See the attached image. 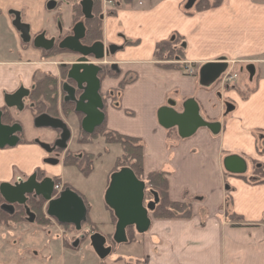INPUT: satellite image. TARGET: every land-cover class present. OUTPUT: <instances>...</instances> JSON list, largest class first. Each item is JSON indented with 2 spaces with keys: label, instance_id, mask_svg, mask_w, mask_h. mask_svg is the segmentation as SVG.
I'll return each mask as SVG.
<instances>
[{
  "label": "crops",
  "instance_id": "0c3cea01",
  "mask_svg": "<svg viewBox=\"0 0 264 264\" xmlns=\"http://www.w3.org/2000/svg\"><path fill=\"white\" fill-rule=\"evenodd\" d=\"M46 1L41 0L44 8ZM16 2L0 0V107L6 94L21 87L30 89L35 71L44 65L41 50L22 47L13 26L15 10L22 23H38L34 1L11 11ZM107 6L102 42L106 48H116L106 61L117 65L119 77L104 78L101 91L110 94L124 79L129 82L106 108L107 129L141 139L144 173L166 172L169 199L192 206L190 219L151 220L150 229L138 241L141 264H264V184L256 177V171L264 167L257 140V134L264 133V77L246 99L235 90L224 91L222 76L211 83L200 77L201 68L209 63L223 62L227 72L232 70V61L243 64L264 57V2L226 0L218 8L192 16L182 8V0H133L131 7ZM22 9L28 23L22 20ZM51 28L48 23V31L38 27L30 34L58 37ZM173 35L185 41V63L194 66L192 75L165 69L154 59L156 44ZM59 64L48 63L54 66V76L60 75ZM189 99L198 103L204 120L220 125L217 134L199 129L191 138L172 139L176 128L166 130L158 124L160 108L175 102L180 111ZM227 104L234 111L228 113ZM5 155L9 159L21 156L22 161L2 160L13 170V177L7 180L6 173H0V184L26 180L37 169L66 181L62 165L44 164L47 156L36 144L4 148L0 161ZM231 156L244 161V173L225 169L224 162ZM230 215L235 217L231 220ZM90 220L96 223L92 215Z\"/></svg>",
  "mask_w": 264,
  "mask_h": 264
},
{
  "label": "water",
  "instance_id": "95a60500",
  "mask_svg": "<svg viewBox=\"0 0 264 264\" xmlns=\"http://www.w3.org/2000/svg\"><path fill=\"white\" fill-rule=\"evenodd\" d=\"M196 1L188 0L186 9H191ZM80 6L84 19H90L92 17L93 1L82 0ZM54 7V2H49L47 5L49 9ZM14 15V28L21 34L23 42L29 43L31 40L29 26L21 22L18 13H14ZM71 31L72 34L60 42L59 48L79 56L77 62L71 66L67 77L83 93L78 100H75V89L73 87L65 84L63 91L67 95L65 99L74 101L76 112L84 116L81 123L83 132L92 135L96 129L102 126L106 117L99 75L103 71L102 65L106 58L109 54H114L116 48H106L103 42H96L91 46L83 45L82 41L86 37V27L83 21L76 23ZM54 43L53 39H47L44 34H40L34 39L33 46L37 50L50 51L53 49ZM90 59H93L94 62H91ZM112 69L118 70L117 65L113 64ZM226 69L227 65L223 62L209 63L201 68L200 77L208 79L211 83L219 79L226 72ZM246 70L249 79L253 80L256 73L254 65L251 64ZM28 94V90L20 88L14 94L6 95L4 99L5 106L9 109L22 110V101ZM226 108L229 113L234 111L235 107L232 104H227ZM1 116L2 113L0 112V149L13 148L19 141L17 134L21 131V127L19 125L2 124ZM157 121L166 130L176 128L181 139L193 137L199 129H207L213 134L220 131L219 124L208 122L201 117L199 105L194 99L186 100L180 111L176 110L175 102H169L167 106L159 109ZM34 126L37 129L60 130V140L56 142V146L61 150L66 148V144L70 140V130L62 120L44 114L35 118ZM36 143L48 153L52 152L49 146L40 142ZM49 163L56 165L58 161L49 160ZM224 166L231 173L240 174L245 172L244 161L237 156L227 158ZM146 190V183L139 180L129 168H122L111 175L104 201L116 218L113 234V241L116 244H126L128 242L127 229L129 228H133L135 233L139 235L147 233L150 229V214L154 211L159 198L156 193L150 192L153 200L146 202ZM53 193L54 182L52 179L45 178L38 182L35 174L24 182L16 184L2 183L0 184V197L3 199L4 204L1 209L11 214L14 205L23 206L26 204L28 196L41 198L47 204L46 214L48 217L54 218L62 225H73L76 230H80L87 216V208L83 199L70 189L61 192L55 199L52 198ZM27 214L29 215V221L34 222V216L30 214L29 210H27ZM90 242L99 259L103 260L110 254L111 250L106 247V239L101 234H93L90 237Z\"/></svg>",
  "mask_w": 264,
  "mask_h": 264
},
{
  "label": "rangeland",
  "instance_id": "374dc122",
  "mask_svg": "<svg viewBox=\"0 0 264 264\" xmlns=\"http://www.w3.org/2000/svg\"><path fill=\"white\" fill-rule=\"evenodd\" d=\"M15 1H17L18 3L16 2L15 4H12L10 6L11 11L15 10L13 9L14 6L20 9V7L25 5V3L29 0ZM32 1H34L33 9L36 15L35 19L38 22H34L36 26L35 24H30V22L28 23V20H24L26 19V10H20L23 17L22 20L26 21L28 25H32V28L29 25L30 31L36 32L38 27H44L45 31H48V23L52 25L51 29L57 31L58 34L62 33L65 35L72 30V10L69 4L64 2L60 3L51 1L55 3V7L49 9L47 8L48 2H50L49 0L46 1L47 3L45 8L41 5V0H31V2ZM187 1L188 0H182L183 9L184 7H186ZM225 1L226 0H224V2ZM255 1L261 3L264 2L258 0ZM107 5V7H112V5L110 4ZM103 9L105 10V8ZM184 11L186 12V10ZM14 12L17 13L18 11L15 10ZM202 12L204 11L196 12L191 15L186 12V14L188 16H192ZM80 21H83V19H81ZM180 38L182 37L180 36ZM23 44L24 43L22 42V47H25V44ZM64 60L73 61L74 57L66 54L63 57L57 56L52 59L41 58L40 63L44 65L40 67V70L35 71L33 79L34 77L40 78L42 75H50L55 77L51 72L52 70H54V66H48V63L55 62L59 64ZM262 60H264V57H260V59H250L243 64H240V62L232 61V70H228L222 75L221 87L223 88V90L225 91V88L227 89L226 91L235 90L242 97V99H246L250 93L254 92V90L251 92L250 90H248L249 86H253V84L249 82L248 72H246L247 70L244 71V68L246 69L247 64L253 63L256 69V75L259 76L260 80L264 77V65L261 66L262 64H260V62H263ZM181 64L182 66H184V69L181 70L182 72L190 74V71H194V66H190L185 63V57L184 61H182ZM43 67L46 69H42ZM56 67H58V70L60 72V66ZM58 77L59 76H56L55 78L58 79ZM225 78L231 80L225 84ZM255 78L256 76L254 77L253 81L255 80ZM101 94L103 96H106L107 104H112L117 100L118 96L115 93L112 97L108 98V93L105 94V92L103 93V91H101ZM25 108L26 109L15 114L17 120L22 125L23 132L25 133L27 139H30L31 141L44 142L47 139L46 137H48L50 131L46 129H36L33 126L32 117L29 111V103L27 101L25 102ZM130 114L132 113H127V115ZM137 117L139 120V115H137ZM68 122L75 132L74 135H76L78 132L77 123L74 121V119H69ZM260 133H262L264 136L263 132ZM77 136H79V134H77ZM171 137L172 139L179 137L178 132H172ZM90 147L91 149L84 148L85 150H83L92 152L94 154L95 161L93 164V172L88 176H84L80 171L74 168H69L65 169L64 175L66 178V182L70 184L71 187L81 197H83L86 201H89L90 205L92 206L90 210V217L92 215L95 219V222L98 223H94V227L97 233L107 238L106 247L110 248V254L105 259L101 260L95 254L91 246L89 237H87L84 242H79L78 238L80 236V233L78 234L75 231H72L71 228H66L63 230V228L53 224V222V225L50 226H39L35 223V221H29V215L26 212V221L23 223L11 222L9 224H0V264H141L140 259L142 247L138 241L141 240L142 235H139L134 231L135 242L132 244H116L115 242H113L112 238H109L114 234L115 225L111 220V211L106 208L104 201L108 182L107 175L112 171L114 163L116 159L121 156L122 151L119 146L107 144L102 137L94 140L91 143ZM79 152H81V150ZM12 157H10L11 159H9V156L5 155V159L1 157L0 161V173L1 175L6 173L7 180L12 179L13 170L8 167L9 165L2 162V160H12L13 164H18L22 161L21 156ZM8 169L12 170L10 171L11 173L7 172ZM256 174L258 175V177H262L261 173ZM147 175L148 174H144V180L146 179ZM258 177L257 180L261 181ZM145 200L146 202L153 200L148 186L146 190ZM150 216L151 220L154 219L152 214H150ZM87 231H89V227H85L81 234ZM75 240L79 242V245L77 247L74 246V248L72 243Z\"/></svg>",
  "mask_w": 264,
  "mask_h": 264
},
{
  "label": "trees",
  "instance_id": "16d2710c",
  "mask_svg": "<svg viewBox=\"0 0 264 264\" xmlns=\"http://www.w3.org/2000/svg\"><path fill=\"white\" fill-rule=\"evenodd\" d=\"M56 1L60 3H67L70 5L72 10V23L73 26L81 22L83 19L84 25L86 27V37L83 40V44L86 46H91L96 42L103 41V8L101 0H93L94 6L92 10V17L90 19H84L80 2L81 0H49ZM122 6L131 7L133 0H117ZM259 1V0H258ZM224 0H197L195 5L191 9H186L188 14H193L196 12H201L213 8H218L223 4ZM67 51L58 48L57 46L49 52L41 51L42 59H52L56 55L61 53H66ZM185 57V45L184 41L180 36L173 35L170 39L159 42L156 44L154 59L163 68L168 70H183L182 61ZM245 71V70H244ZM60 74L65 79L67 75V68L60 67ZM104 77L108 78H118V72L107 71ZM255 80L250 83L254 84L249 87L248 90L253 91L252 88L255 87L259 81V76L255 73ZM254 76V77H255ZM58 79L50 75H42L40 78L34 77V84L31 93V100L39 104V109H43L44 106L51 104L52 111L56 114L57 107V85ZM129 82L124 79L120 82L118 88L115 92L108 94V98L112 97L115 93L119 94L123 91L125 85ZM104 138L107 144L119 146L122 151L120 157H118L114 163L113 173L119 171L122 168H129L133 171L139 180L144 181L149 187V192H154L158 195L159 202L157 203L154 211L152 212L153 218L156 220H167V219H190L192 217V206L189 203L173 202L169 199L168 195V180L167 173L164 171H158L149 173L144 180V149L145 143L138 138L129 137L121 135L117 132L110 131L107 129L106 120L92 135L83 134L84 140L82 143H90L97 138ZM257 140L259 144V151L264 154V136L262 133L257 134ZM94 157L91 155H83L82 159H77L73 156H69L65 160V166L76 167L84 176H88L93 172V162ZM256 173L262 174V177H258L261 182L264 183V167L259 168ZM3 199L0 197V224H9L11 222L23 223L25 222L26 212L29 210L34 216V221L39 226H50L51 223L45 216L44 205L45 202L41 198L34 199L30 197L27 207L25 209L23 206H16L13 214H8L1 209L3 204ZM108 208V207H107ZM109 209V208H108ZM109 211H111L109 209ZM112 223L116 224V218L111 211ZM235 216L230 215L233 219ZM87 224H90L88 221ZM93 232L97 233L95 227L92 226ZM65 228H70L65 226ZM130 229V230H129ZM127 229L128 242L126 244H132L134 240V229ZM109 238H112L111 236ZM113 240V239H112ZM114 242V241H113Z\"/></svg>",
  "mask_w": 264,
  "mask_h": 264
},
{
  "label": "flooded vegetation",
  "instance_id": "af4514ba",
  "mask_svg": "<svg viewBox=\"0 0 264 264\" xmlns=\"http://www.w3.org/2000/svg\"><path fill=\"white\" fill-rule=\"evenodd\" d=\"M82 1V0H81ZM93 1V0H92ZM101 3H102V8H104V4H110L112 5L113 8H116L118 7L119 5V2L117 0H101ZM93 6H94V2H93ZM104 10V9H103ZM81 11H82V8H81ZM104 13V12H103ZM12 19H13V22L15 20V15H12ZM21 20V18H20ZM18 32V31H17ZM19 33V32H18ZM20 34V33H19ZM72 34V31H69L67 34H60L58 35V37L56 38H53L54 40V47L53 49L57 46L59 48V44L60 42L66 38L67 36H70ZM40 34L38 35H35V36H31L30 34V42L29 43H24L23 40H22V37H21V40L22 42L25 44H23L25 47L24 48H29V47H32L34 48L33 46V41L34 39L39 36ZM45 35V34H44ZM21 36V34H20ZM48 36V34H47ZM45 38H47L45 36ZM48 39V38H47ZM82 44H83V41H82ZM84 45V44H83ZM35 49V48H34ZM43 51V50H41ZM51 51V50H50ZM66 51V50H65ZM44 52H49V51H44ZM71 55L74 57V60L72 62H62L60 63V67H64V68H67V75H68V72L71 68V66L77 62L79 56L78 55H75L69 51H67L66 53H61L59 55H56L55 57L57 56H61V55ZM110 55V54H109ZM91 62H94L93 59H90ZM114 63H109L105 60V62L103 63L102 65V69L103 71L100 73L99 75V78L101 80V82L103 81L105 75V72L107 71H116L118 72V70H115V69H112V65ZM250 64H248L247 67H249ZM246 67V69H247ZM246 69L244 68V70L246 71ZM247 72V71H246ZM66 75V78L64 79L61 74L59 75L58 77V85H57V109H56V114L53 113L52 111V107H51V104H48L46 106L43 107V109H39V104L35 101H32L31 100V93H32V88H33V84H34V79L32 81V86L30 87V89H26L29 91V94L27 97H25L23 99V108L22 110L26 109L25 108V102L27 101L29 103V111H30V114H31V117H32V121H33V126H34V120L36 117L40 116V115H48V116H51L53 118H57V119H60L62 120L68 127V129L70 130V140L67 142L66 144V148L64 150H61L58 146H56V142H58L60 140V135H61V131L60 130H52V129H46V130H49L50 133L48 134V137H46L47 139L44 141V142H40L42 144H45L47 146H49V149H52V152L48 153L46 150H44L43 148H41L40 146H38V144L34 141L32 142H29L27 139H26V135L25 133L23 132V129H22V125L19 123V121L17 120L15 114L19 111H22V110H18L16 108H12V109H9L5 106V103L2 107H0V112L2 113V116H1V121H2V124L4 125H19L21 127V131L17 134L18 138H19V141L17 143V145H30L31 143L33 144H36L38 147H40L41 150H43L46 154V158L44 159V164L48 165V166H51V167H58L60 165H62V168L64 169H69V168H74L76 170H78L76 167L74 166H70V167H66L64 164L65 160L67 157L69 156H73L77 159H82L83 155H91L94 157V154L92 152H87V151H84V147L87 146L89 148L91 143L93 141H91L90 143H82V141L84 140L83 138V134H85L81 128V123H82V120L84 118V116L81 114V113H78L76 112V103L72 100H66V93L63 91V86L65 84H68L69 86L73 87L75 89V93H74V97H75V100H78L80 98V96L82 95L83 91L77 89V86L76 84L72 81V80H69L68 77ZM56 77V76H55ZM250 82V81H249ZM22 88V87H21ZM20 88H18L19 90ZM16 90V91H18ZM15 91V92H16ZM15 92L11 93V94H14ZM6 95H9V94H6ZM5 95V96H6ZM102 96V100H103V103L105 105V108H104V113L106 114V108L108 106L107 104V100H106V96ZM5 99V97H4ZM109 100V99H108ZM71 120V119H74V121L77 123V128H78V132L77 134H79V136L74 135L75 132L73 131V128L72 126L69 124L68 120ZM105 120H106V117H105ZM35 127V126H34ZM37 129V128H36ZM16 145V146H17ZM77 149H76V148ZM80 147V148H79ZM6 148H9V147H6ZM84 149V150H83ZM81 150V152H79ZM49 160H56L58 161V163L56 165H52L49 163ZM94 161H95V158L93 159V162H92V166L94 164ZM261 168V167H260ZM79 171V170H78ZM36 175V180L38 182H41L42 180H44L45 178H50L52 179V181L54 182V193H53V197L52 198H57L58 195L65 191L66 189H70L72 190L73 192L77 193L72 187L70 184H68L66 181L63 180V178H61L60 176H52L49 172L47 171H44V170H40V169H37L35 170V172L32 174V175ZM111 172L109 173L108 175V182H107V188H108V185H109V181H110V177H111ZM31 175V176H32ZM31 176H29L28 178H30ZM27 178V179H28ZM26 179V180H27ZM26 180H23V181H20V182H24ZM106 188V189H107ZM78 194V193H77ZM79 195V194H78ZM80 196V195H79ZM30 197L34 198L33 196H28L27 197V202L25 205H23V207L25 209H28V201L30 199ZM81 197V196H80ZM84 201V204L87 208V216H86V221L84 223H82L81 225V229L80 230H76L75 227L73 225H62L60 223H58L57 220H55L54 218H50L47 216L46 212H47V204L45 203L44 205V213H45V216L46 218L48 219V221L51 223V225L55 224L61 228L66 229L65 226H68L72 229V231H75L76 233H80V236H79V242H84L85 239H87V237H89V240H90V237L93 235V234H96L93 232V227L95 224L90 220V210H91V206L90 204L83 198L81 197ZM34 199H37V198H34ZM149 202V201H147ZM4 204V202H3ZM2 204V205H3ZM1 205V206H2ZM16 206H19V205H14V210L11 214L14 213L15 209H16ZM106 206V204H105ZM107 208V206H106ZM108 209V208H107ZM109 210V209H108ZM5 212V211H4ZM8 213V212H6ZM10 214V213H8ZM112 220V219H111ZM88 221L90 222V224H87ZM53 222V224H52ZM85 227H89V231L87 232H83V234H81V232L83 231V229ZM66 232V231H65ZM104 237V236H103ZM107 241V238L104 237ZM112 239H113V236H112ZM79 242H77V240H75L72 244H73V247H77L79 245ZM74 247V248H75Z\"/></svg>",
  "mask_w": 264,
  "mask_h": 264
},
{
  "label": "built area",
  "instance_id": "2783aa9c",
  "mask_svg": "<svg viewBox=\"0 0 264 264\" xmlns=\"http://www.w3.org/2000/svg\"><path fill=\"white\" fill-rule=\"evenodd\" d=\"M189 73H190V75H192V74H193V71H190ZM230 80H231V79H226V78H225V79H224V83L226 84V83H228Z\"/></svg>",
  "mask_w": 264,
  "mask_h": 264
}]
</instances>
